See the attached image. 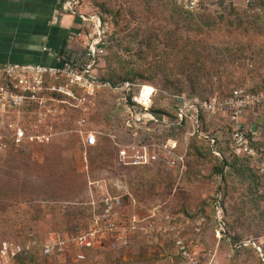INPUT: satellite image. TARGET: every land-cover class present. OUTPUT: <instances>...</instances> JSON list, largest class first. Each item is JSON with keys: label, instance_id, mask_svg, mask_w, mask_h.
<instances>
[{"label": "rangeland", "instance_id": "obj_1", "mask_svg": "<svg viewBox=\"0 0 264 264\" xmlns=\"http://www.w3.org/2000/svg\"><path fill=\"white\" fill-rule=\"evenodd\" d=\"M75 11L99 16L101 36L90 20L81 30L93 38L74 40L67 50L84 56L86 43H99L98 76L119 81L129 71L139 75L136 84L157 89L152 110L175 112L176 95L203 101L237 87L264 90V0H79ZM121 96L108 89L97 96L87 128L107 137L87 153L83 138L70 130L76 129L71 119L45 129L52 135L47 144L0 154V241H43L85 229L99 208L90 183L102 181L111 193L125 196L128 220L175 225L200 264H264V109L245 119L261 144L248 169L243 174L226 168L219 175L214 168L230 150L227 119L220 115H204L194 136L178 121L181 130L171 139L184 156L179 167L162 160L120 163L125 146H131L127 161L133 162L139 154L134 147L170 139L158 141L164 129L150 123L128 128L124 120L132 117L119 107ZM215 135L222 137L218 145L210 139ZM172 238L137 236L129 249L151 254L150 264H181ZM117 252L106 249L86 262L40 257L16 264H123L114 259Z\"/></svg>", "mask_w": 264, "mask_h": 264}, {"label": "built area", "instance_id": "obj_2", "mask_svg": "<svg viewBox=\"0 0 264 264\" xmlns=\"http://www.w3.org/2000/svg\"><path fill=\"white\" fill-rule=\"evenodd\" d=\"M78 3L79 0H66L62 6L63 10L77 15L82 22L93 21L92 30L101 36L100 17L87 18L85 14L77 13L75 6ZM93 35L84 34V31L80 30L70 44L83 37L87 40L92 39ZM98 44L86 43L84 56L81 52L76 55L66 50L57 58L54 65L0 66V154L10 147L16 149L47 144L51 141L52 135L45 129L51 131L54 124H63L71 119L76 129L70 130L83 138L86 153L88 149L96 148L107 136L99 129H88L87 125L95 109L94 102L97 96L108 89L116 93L121 91L122 96L118 105L125 114L132 117L125 120L128 128L141 129L147 123L172 128L178 126V121L180 123L185 121L191 131L190 135L194 136L200 129L201 112L209 116L221 114L231 123V139L235 154L250 158L256 156V149L252 145L256 138L246 130L245 119L249 114L255 115L256 112L264 109L263 91L237 87L226 98L214 96L203 101L198 98L191 100L186 96H171V99L176 101V118L160 119L150 112L157 95L155 87L133 85L130 82L113 86L108 82L100 81L97 72L98 60H96ZM44 51L52 54L49 49L44 48ZM135 88H138V92L132 95ZM24 114L28 117L26 123ZM212 143L214 144L215 140H212ZM177 145V141L170 138L166 145L134 147L133 149H138L139 154L134 157L133 162L127 161L131 146H125L119 150V160L124 166L146 165L162 160L167 166L176 168L184 163V156L176 152ZM215 155L221 157L218 152H215ZM90 185L94 186L99 196V203L94 201L93 205L98 207L99 204V208L95 209L85 229L62 237H51L46 242H40L37 238H29L24 243L2 240L0 264H16L34 252H38L42 258H73L76 262H86L91 252L97 253L106 249L128 250L137 236L149 240L172 236L181 264H200L191 254L185 240L180 237L177 227L171 222L158 223L136 217L128 220L123 217V195L111 193L110 187L102 181L92 182ZM218 214L221 222V209Z\"/></svg>", "mask_w": 264, "mask_h": 264}, {"label": "crops", "instance_id": "obj_3", "mask_svg": "<svg viewBox=\"0 0 264 264\" xmlns=\"http://www.w3.org/2000/svg\"><path fill=\"white\" fill-rule=\"evenodd\" d=\"M65 1L0 0V66L54 65L86 24L77 15L63 10ZM134 248L118 251L114 259L123 264H150L153 261L151 254L141 256Z\"/></svg>", "mask_w": 264, "mask_h": 264}, {"label": "trees", "instance_id": "obj_4", "mask_svg": "<svg viewBox=\"0 0 264 264\" xmlns=\"http://www.w3.org/2000/svg\"><path fill=\"white\" fill-rule=\"evenodd\" d=\"M137 77H139V75H137V74H132V72L131 71H129V73H127V74H125V76H124V78L121 80H119V81H117V80H115V79H109V80H106V79H101L100 78V81H102V82H108V83H110V84H112L113 86H119L120 84H122V83H124V82H130V83H132L133 85H141V84H136L135 82H136V78ZM253 91H263L264 92V90H262V89H252ZM104 91H106V90H104ZM138 92V88H135L134 90H133V92H132V95H134V94H136ZM231 93V92H230ZM229 93V94H230ZM229 94H226V95H224V96H218V97H220L221 99H223V98H226V97H228L229 96ZM210 99V98H209ZM209 99H204V100H209ZM151 111L158 117V118H164V117H166V118H168V119H171V118H176V113L173 111V113H171V112H168V111H165V110H152L151 109ZM125 114V113H124ZM204 115H208V114H206V113H204V112H201V114H200V120H201V122H202V119H203V116ZM218 115H220V116H222L221 114H218ZM125 116H126V114H125ZM227 119V118H226ZM28 121V117L27 118H25L24 117V122L26 123ZM125 121V120H124ZM203 125V127L205 126H207L206 124H202ZM226 127H227V132H228V134H229V138H228V141L230 142H228L229 144H230V150H229V153L228 154H226V156H225V158L223 159V164H219V165H217V166H215V168H214V171H215V173H217V174H219V175H223L224 174V170L226 169V168H229V169H231V170H233V172H238V173H243L244 174V172L248 169V166H247V163L249 162V160L251 159L250 157H247V156H237L236 154H235V149H234V144H233V142H232V139H231V130H232V127H231V123L229 122V120L227 119L226 120ZM156 128H160V129H164L163 130V132L164 133H162L160 136H158V141L160 140V141H163L164 140V138L166 137V136H168L169 135V138H174L173 136L174 135H176V133L179 131V130H181L180 129V127H172V128H166V127H160V126H157ZM165 134V135H164ZM221 136H213V137H211L210 139H212V140H215V145H218V143H219V141L218 140H221ZM210 142V141H209ZM252 145L254 146V148L256 149L257 148V146H260L261 144L259 143V144H257L256 142H253L252 143ZM99 146V145H98ZM97 146V147H98ZM94 149V148H93ZM218 151V150H217ZM258 150H256V152H257ZM218 153L221 155V157H222V154L220 153V151H218ZM260 153V152H259ZM223 179H225V176H223ZM123 200H124V207H125V196H123ZM124 209V208H123ZM92 215H93V213H92ZM124 218H125V216H123ZM74 232H76V231H74ZM69 233H73V232H68V233H64V234H61V235H52V236H50L49 238H47V239H45V240H43V241H41L40 240V242H46L48 239H50L51 237H58V236H60V237H62V236H65L66 234H69ZM138 237H140V236H138ZM36 238V237H35ZM29 239V238H28ZM28 239H21V240H8V241H17V242H20V243H24V242H26ZM6 240V239H5ZM90 256V255H89ZM41 256L39 255V253L38 252H34V253H32L28 258H24L23 260H25V261H29V260H32V259H34V258H40ZM42 258V257H41Z\"/></svg>", "mask_w": 264, "mask_h": 264}]
</instances>
